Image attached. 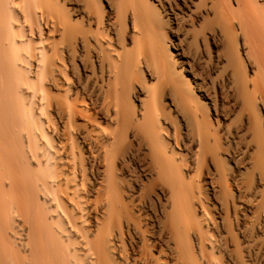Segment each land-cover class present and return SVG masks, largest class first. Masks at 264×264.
Here are the masks:
<instances>
[{"label": "bare ground", "instance_id": "bare-ground-1", "mask_svg": "<svg viewBox=\"0 0 264 264\" xmlns=\"http://www.w3.org/2000/svg\"><path fill=\"white\" fill-rule=\"evenodd\" d=\"M0 264H264V0H0Z\"/></svg>", "mask_w": 264, "mask_h": 264}, {"label": "rangeland", "instance_id": "rangeland-1", "mask_svg": "<svg viewBox=\"0 0 264 264\" xmlns=\"http://www.w3.org/2000/svg\"><path fill=\"white\" fill-rule=\"evenodd\" d=\"M156 11H154V14H156L155 13ZM157 15V19H158V21L161 23V25H165V21H164V19H163V17H162V15H160V13L158 14H156ZM90 113L93 115V117H95V118H97L98 120H100L101 121V119H99V117H98V115H97V110L95 109V108H93V106L91 107V109H90ZM104 123V122H103Z\"/></svg>", "mask_w": 264, "mask_h": 264}]
</instances>
